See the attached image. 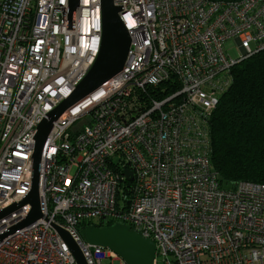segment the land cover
I'll return each mask as SVG.
<instances>
[{
	"label": "built area",
	"instance_id": "2783aa9c",
	"mask_svg": "<svg viewBox=\"0 0 264 264\" xmlns=\"http://www.w3.org/2000/svg\"><path fill=\"white\" fill-rule=\"evenodd\" d=\"M69 2L0 0V213L31 193L38 128L101 51V0H80L73 29ZM115 5L131 41L125 66L54 123L42 155L43 217L0 241V264H78L57 228L87 264H125L82 236L100 223L151 239L155 264H264V184L220 187L209 128L232 69L264 50V0ZM164 85L178 89L154 98L150 89ZM31 210L1 220L0 236Z\"/></svg>",
	"mask_w": 264,
	"mask_h": 264
},
{
	"label": "water",
	"instance_id": "95a60500",
	"mask_svg": "<svg viewBox=\"0 0 264 264\" xmlns=\"http://www.w3.org/2000/svg\"><path fill=\"white\" fill-rule=\"evenodd\" d=\"M80 0L69 2V27H75L77 10ZM103 18V37L101 51L96 63L87 77L76 87L73 93L44 120L38 128L36 147L33 156V174L31 193L19 204L0 213V221L9 217L23 206L30 205L32 210L28 218L8 232L0 236V241L34 224L43 217L39 203V183L41 175L42 155L47 139L54 123L69 109L97 92L104 84L116 77L124 68L130 47V36L120 18L121 7L115 5V0H101ZM127 177L132 178L131 171ZM61 237L75 256L78 264H87L79 247L66 231L57 228ZM84 239L93 246L115 252L125 264H155L156 245L134 231L130 226L113 223L110 226L94 225L81 228Z\"/></svg>",
	"mask_w": 264,
	"mask_h": 264
},
{
	"label": "trees",
	"instance_id": "16d2710c",
	"mask_svg": "<svg viewBox=\"0 0 264 264\" xmlns=\"http://www.w3.org/2000/svg\"><path fill=\"white\" fill-rule=\"evenodd\" d=\"M232 76L209 120L210 158L223 189L244 181L264 184V50L235 66ZM163 87L168 86L150 89L151 95L162 100L178 89L162 92Z\"/></svg>",
	"mask_w": 264,
	"mask_h": 264
},
{
	"label": "rangeland",
	"instance_id": "374dc122",
	"mask_svg": "<svg viewBox=\"0 0 264 264\" xmlns=\"http://www.w3.org/2000/svg\"><path fill=\"white\" fill-rule=\"evenodd\" d=\"M228 50L230 52V54L233 56V57H239L240 55V51L237 47V44L235 41H232L228 44ZM159 264H162V260L161 258H159Z\"/></svg>",
	"mask_w": 264,
	"mask_h": 264
}]
</instances>
